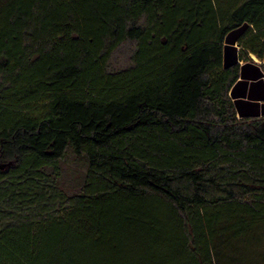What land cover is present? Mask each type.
<instances>
[{
	"label": "trees",
	"instance_id": "16d2710c",
	"mask_svg": "<svg viewBox=\"0 0 264 264\" xmlns=\"http://www.w3.org/2000/svg\"><path fill=\"white\" fill-rule=\"evenodd\" d=\"M236 30L264 0H0V264H264Z\"/></svg>",
	"mask_w": 264,
	"mask_h": 264
},
{
	"label": "crops",
	"instance_id": "0c3cea01",
	"mask_svg": "<svg viewBox=\"0 0 264 264\" xmlns=\"http://www.w3.org/2000/svg\"><path fill=\"white\" fill-rule=\"evenodd\" d=\"M225 42L227 60L238 63L240 74L229 94L236 106L237 117L264 115V54L258 57L247 50L246 57L241 55L242 45L237 37ZM250 56V57H248Z\"/></svg>",
	"mask_w": 264,
	"mask_h": 264
},
{
	"label": "rangeland",
	"instance_id": "374dc122",
	"mask_svg": "<svg viewBox=\"0 0 264 264\" xmlns=\"http://www.w3.org/2000/svg\"><path fill=\"white\" fill-rule=\"evenodd\" d=\"M212 1L214 2V0H212ZM218 1H219L220 5H222V3L225 2V1H227V0H218ZM238 31H241V30H236V31L231 32L230 38L233 35L235 36ZM228 40H229V38H228ZM240 49H241V51H240L241 52V55L240 56H243L244 55L246 57V53H248V52L243 51V48L242 47ZM248 57H250V56H248Z\"/></svg>",
	"mask_w": 264,
	"mask_h": 264
},
{
	"label": "water",
	"instance_id": "95a60500",
	"mask_svg": "<svg viewBox=\"0 0 264 264\" xmlns=\"http://www.w3.org/2000/svg\"><path fill=\"white\" fill-rule=\"evenodd\" d=\"M227 41H231V39H229V40H227ZM231 42H232V41H231ZM225 48H226V47H225ZM226 52H227V51L225 50V62H227V63H233V62L227 60ZM234 63H235V62H234Z\"/></svg>",
	"mask_w": 264,
	"mask_h": 264
}]
</instances>
